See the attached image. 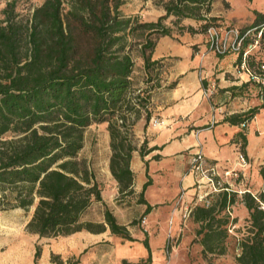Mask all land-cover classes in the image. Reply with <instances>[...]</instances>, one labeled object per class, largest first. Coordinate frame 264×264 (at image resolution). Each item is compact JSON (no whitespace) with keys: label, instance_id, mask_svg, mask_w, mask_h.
I'll use <instances>...</instances> for the list:
<instances>
[{"label":"trees","instance_id":"trees-1","mask_svg":"<svg viewBox=\"0 0 264 264\" xmlns=\"http://www.w3.org/2000/svg\"><path fill=\"white\" fill-rule=\"evenodd\" d=\"M16 0H7L0 19V192L8 207L25 210L33 207L26 229L40 237H55L80 230L101 232L132 239L127 226L120 224L102 198V186L87 161L79 157L85 129L92 123L106 122L111 154L109 170L118 183V194L134 193L131 168L132 129L145 110L144 128L151 117L150 93L159 87L167 73L166 59H151L157 38L172 35L171 26L162 21L173 16L180 34L205 33L211 24L230 25L241 31L253 29L264 36V10L252 9L253 19L245 25L222 20L214 13L215 0H159L164 13L156 21H138L120 11L124 0H43L25 21L14 18ZM196 21L200 28L186 24ZM144 32L140 41L145 89L133 87L135 72L132 42L128 36ZM152 33H158L153 41ZM143 34V33H142ZM83 40L88 41L84 46ZM247 64L260 72L264 61L255 51ZM252 82L258 87L259 83ZM175 85H167L168 89ZM260 99L263 102L264 100ZM256 108L229 115L231 124L249 121ZM244 135L242 136V140ZM139 147L143 159L158 146ZM243 144L241 143V148ZM159 158V154L152 156ZM145 165L147 161H144ZM147 170V166H146ZM139 191L143 215L153 205L144 197L151 177ZM8 193V194H7ZM258 198V199H257ZM246 191L221 189L210 196L208 206L195 204L189 213L198 223L195 231L203 254L226 252L230 217L234 203L246 208L245 233L237 241V264H264V209L259 200ZM1 203V202H0ZM95 203L103 204L102 220L85 219ZM148 256L136 264H151ZM37 247L35 259L39 256Z\"/></svg>","mask_w":264,"mask_h":264},{"label":"crops","instance_id":"crops-1","mask_svg":"<svg viewBox=\"0 0 264 264\" xmlns=\"http://www.w3.org/2000/svg\"><path fill=\"white\" fill-rule=\"evenodd\" d=\"M229 2L234 7V0ZM252 9L254 7L248 11L251 21ZM192 22L185 20L186 24L193 25ZM202 40L204 35L198 32L157 38L151 59L164 58L168 61L169 68L164 80H173L175 85L162 92L161 104L155 108V115L164 124L153 131L148 147L158 146L159 149L151 151L149 157V154L144 156V161L150 162V158L154 161L155 170L158 163L163 171L174 163L175 174L183 177V186L188 189L184 201L191 202L196 196L194 181L197 176L188 172V165L191 155L198 148L202 150L206 162L215 165L219 177H227L223 175L227 169L239 171L240 178L230 180L234 183L231 189L236 191L242 178L246 180L243 186L249 182V177L261 183L256 164L264 158V106L261 99L255 95L251 97V94H255V90H252L254 84L249 82L245 72L236 69V55L205 53L206 46L200 44ZM260 58L264 61V56ZM206 90L211 93L210 96L205 94ZM250 108H256V112L249 121L231 124L225 120L229 115L244 113ZM203 132L205 135L201 139ZM238 150L247 159L244 167L238 163ZM155 154H159L158 159L152 158ZM131 162L139 169L141 160L138 156L133 155ZM139 171L143 176L140 180L144 183L146 170ZM96 179L102 186L103 201L118 220L117 211L112 206L113 198L118 194L117 181L114 177ZM262 185H258L257 189L246 188L258 191ZM133 189L134 192L138 191L135 183ZM245 209L244 206L240 209V215L244 216ZM32 210L26 216L20 215V212L27 211L20 207L3 208L0 203V264H136L148 256V249L143 243L145 233L143 236L134 234L125 220L118 222L127 226L131 240L112 234L108 227L101 232L80 230L67 235L40 237L26 229ZM98 220L101 221L102 216ZM156 220L158 235L152 239V234L146 233L151 264H160V254L153 249L152 243L160 238L155 244L158 246L166 229L163 212L157 215ZM37 247L40 253L35 259Z\"/></svg>","mask_w":264,"mask_h":264},{"label":"rangeland","instance_id":"rangeland-1","mask_svg":"<svg viewBox=\"0 0 264 264\" xmlns=\"http://www.w3.org/2000/svg\"><path fill=\"white\" fill-rule=\"evenodd\" d=\"M7 0H0V19L4 18L2 9L5 7ZM43 0H16L14 5V18L16 20L25 21L31 15L34 7L40 5ZM159 0H124V3L120 6V11L125 16H136L138 21H156L158 17L164 13L162 6L158 3ZM234 7H231L229 0H215V11L217 15L221 17L222 20L227 22L235 23L236 25H245L250 23L248 19V14L250 8H260L264 10V0H234ZM249 11V12H248ZM193 27L200 28L196 21H193ZM164 26L173 27V34L179 35V26H177L173 16H170L162 21ZM198 31L201 35H204V41L202 40L200 44L206 46L205 33ZM143 33V34H142ZM193 34V32H189ZM158 33H152L151 39L155 41L158 37ZM183 37V36H182ZM144 39V32L136 30L133 34L128 36V40L132 42V57L135 64V72L133 77L135 89H145L148 85L145 83V75L142 69V58L140 55V41ZM88 41L83 40L84 46H88ZM196 47V45H195ZM255 51L256 56H264V36L261 37L259 48ZM231 54V53H228ZM226 54V55H228ZM164 73L162 76H164ZM173 80L167 81L165 79L161 82L159 87L154 88L150 93L149 108L147 109L151 113L149 122L144 128V115L145 110L141 109V117L133 125L132 129V142L136 147L133 151V155L139 157L140 167L137 169L135 164L131 162V168L134 174V183L136 184L137 192L131 194H116L113 198L112 206L117 211L119 216L118 220L127 221L129 228L134 234H140L143 236L144 233H151L152 239L158 235V222L156 220L157 215L163 212V220L165 221V233L164 238L157 246V242L160 238L153 241V249L158 251L160 254V264H237L235 262V255L239 252L237 248V241L245 233V224L248 212L244 216L240 215L239 211L243 208L242 203L236 202L233 205L231 218L237 217V221L233 225H229V236L226 241V252L222 255H210L202 253V246L198 242V237L195 235V231L198 228V223L194 222L189 215H185L184 206L191 203L190 201H184L186 192L188 189L183 186V177H178L174 172V163L170 164L165 171L162 170L160 163H158V168L155 170L153 168L154 161L150 158V162H146L147 170L145 168V158L139 156V147L142 145L143 141H146L143 145L148 147L150 137L153 131L158 129L159 125H154L155 120H161L157 115H155V108L158 104H161L162 92H165L167 85L172 83ZM159 88V89H158ZM252 90H255L256 98L260 99V94L258 87L253 85ZM253 93V91H250ZM254 96V97H255ZM214 123L213 125H215ZM106 122L103 123H92L85 129V140L83 148L79 152V157L84 158L95 177L99 179H105L106 177H113L109 170V157L111 154V149L109 146V135L106 129ZM205 132L201 134V139H203ZM11 137L10 134H5L0 137V139H5ZM264 140V136H263ZM147 155V157H149ZM132 161V159H131ZM156 167V164H154ZM256 169H258L261 177V183L264 184V158L260 163L256 164ZM144 171L151 177V185H149L145 192L144 197L153 205L151 213L143 215V210L145 205L139 203V191L143 182L140 180L143 176L141 172ZM145 172V173H146ZM185 172V170L183 171ZM144 177L146 178V174ZM243 182L246 180L241 179L239 189L250 187L251 189H257L258 185L254 178L249 177V182L243 186ZM232 185L234 183L232 182ZM184 192V196L179 202V197ZM148 193V196H147ZM8 194V193H7ZM0 192V202L3 208H9L6 197L2 198ZM240 207V208H239ZM33 209V207H31ZM27 212H20V215H28L30 209ZM103 204L95 203L91 206L88 213L85 214V219L98 220L102 216ZM151 217V218H150ZM150 219V220H149ZM145 220V221H144ZM144 221V222H143ZM121 237V236H119ZM122 238V237H121Z\"/></svg>","mask_w":264,"mask_h":264},{"label":"built area","instance_id":"built-area-1","mask_svg":"<svg viewBox=\"0 0 264 264\" xmlns=\"http://www.w3.org/2000/svg\"><path fill=\"white\" fill-rule=\"evenodd\" d=\"M253 29H247L241 31L238 27L230 25H215L211 24L205 31L206 51L212 52L216 55H226L231 53L236 55L237 62L235 67L238 71H243L248 75L249 81L259 83L260 95L264 100V64L260 67V72L256 73L249 68L247 64L248 55L259 48V44L262 37V31H258L255 36H252ZM204 55V53H203ZM201 79L204 78L202 75ZM207 96H210L209 91H205ZM164 121L155 120L154 125H163ZM244 125V123H242ZM238 163L241 167L247 165V159L241 150L237 152ZM188 172L194 173L195 177L194 186L196 188V196L190 204L184 206L185 215H189L191 208L197 204H204L208 206L210 203V196L218 192L221 189L231 190L232 182L231 179L237 180L240 177L237 169H227L223 171V175L227 177H219V172L215 165H211L206 162L204 154L200 148H198L190 158L188 165ZM249 191L257 198L258 194L264 196V184L260 190H250L247 188L237 190L238 194L241 195L244 192ZM184 196L182 191L179 202H181ZM258 199V198H257ZM260 207L264 209V200H259ZM145 221V220H144ZM143 221V222H144Z\"/></svg>","mask_w":264,"mask_h":264}]
</instances>
